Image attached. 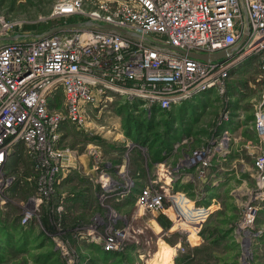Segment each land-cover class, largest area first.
I'll use <instances>...</instances> for the list:
<instances>
[{
  "label": "rangeland",
  "instance_id": "374dc122",
  "mask_svg": "<svg viewBox=\"0 0 264 264\" xmlns=\"http://www.w3.org/2000/svg\"><path fill=\"white\" fill-rule=\"evenodd\" d=\"M59 1L0 0V18L12 23L15 33L41 34L48 29L22 30L49 21L54 23L49 29L61 26L59 20L68 18L50 17ZM199 87L194 98L161 116L141 108L145 113L132 112L130 123L124 104L135 101L115 95L88 112L86 133L68 124L60 147L73 157H87L89 164L85 173L75 164L43 200L48 212L42 205L29 212L36 180L24 179L34 175L20 148L0 205V264H152L155 254L161 258L154 264H264V64L257 54L244 56L213 84ZM130 125L140 131L128 139ZM89 144L99 146V162L88 154ZM160 150L169 151L153 160ZM101 171L123 196L99 198L95 180ZM157 179L176 194L163 201L168 217L139 211L135 204L140 191ZM71 193L76 196L63 197ZM180 208L198 237L193 243L177 230ZM159 215L169 220L167 229L157 222ZM113 229L123 232L119 251L104 249L117 242Z\"/></svg>",
  "mask_w": 264,
  "mask_h": 264
},
{
  "label": "built area",
  "instance_id": "2783aa9c",
  "mask_svg": "<svg viewBox=\"0 0 264 264\" xmlns=\"http://www.w3.org/2000/svg\"><path fill=\"white\" fill-rule=\"evenodd\" d=\"M243 3L248 36L234 55L214 62L187 53L208 55L236 46L246 28L240 0H60L50 17L76 16L75 22L111 25L132 35L64 24L37 38L0 41V205L14 179L10 162L22 148L35 177L24 179L36 180L29 212L38 211L74 163L73 154L60 147L63 126L86 133L88 112L115 95L138 102V108L169 110L194 98L202 83L213 84L244 56L257 54L264 64V0ZM11 27L0 18V38L23 34ZM88 147L99 162V146ZM95 183L102 200L123 196L104 171ZM167 185L157 179L141 190L135 201L139 211L167 216L163 201L176 196ZM29 218L30 213L24 221ZM113 236L117 242L104 249L119 251L123 232L113 229Z\"/></svg>",
  "mask_w": 264,
  "mask_h": 264
},
{
  "label": "water",
  "instance_id": "95a60500",
  "mask_svg": "<svg viewBox=\"0 0 264 264\" xmlns=\"http://www.w3.org/2000/svg\"><path fill=\"white\" fill-rule=\"evenodd\" d=\"M240 3H241V8H242V11L244 14V18L246 21V28H245V31H244L242 38L239 41V43L228 51H221V52H218L215 54H208V55L196 54V53H187V55L189 57L201 60L203 62H214V61H218V60L223 59V58L230 57V56L235 54V52L243 45V43L245 42V40L248 36V21H247V16H246L245 5L243 3V0H240ZM65 27H67V28H76V27H98L99 28L100 27V28H106V29H114L120 33L132 35L131 33L127 32L125 30H122L120 28H116V27L111 26V25H100L98 23L89 22V21L69 23V24H66ZM56 29L57 28L54 27V28L42 33V34H33V33L16 34L13 36L0 38V41H15V40L22 39V38H37L40 35L48 34L50 32L55 31ZM171 49H174L176 51L184 53L183 51L175 49V48H171Z\"/></svg>",
  "mask_w": 264,
  "mask_h": 264
},
{
  "label": "trees",
  "instance_id": "16d2710c",
  "mask_svg": "<svg viewBox=\"0 0 264 264\" xmlns=\"http://www.w3.org/2000/svg\"><path fill=\"white\" fill-rule=\"evenodd\" d=\"M75 19L74 18H68V20L66 19H60L59 20V22L57 23V25H64V24H67V23H71V22H73ZM54 23H53V21H49V22H47L46 24H43V25H41L40 27H37V26H35V25H30V26H25L24 27V30H22V31H35L36 29L39 31V32H42V31H44V30H46V29H49L50 27H52V25H53ZM57 96H59L60 97V99H59V102L61 103V96L60 95H57ZM129 104V105H128ZM128 104H124V106L126 107V111L129 113V115L127 116L128 117V122H132V119H131V116L132 115H134V114H132V112H135V111H139L141 108H138V105H139V103L138 102H131V103H129L128 102ZM138 109V110H137ZM144 110V109H143ZM142 109L140 110L141 112L137 115V116H140L141 115V113H145L144 111H143ZM147 110H151V112L153 113V114H155L156 116H158V115H160L161 116V114L165 111V110H161L160 108H157V107H155V106H152V107H150L149 109H145V111L147 112ZM145 129L147 130V131H149V128H148V126H146L145 127ZM135 131H140V129H139V125H138V127H133V126H128L127 128H126V130H125V136L129 139V138H132V134H133V132H135ZM145 143V142H144ZM142 144V146H144V144L143 143H141ZM163 151H169V150H160V151H158V153H156L155 155H153V160H155V161H157V159H158V156H160V154L163 152ZM73 194V193H72ZM76 195H72V197H75ZM46 205H47V203H43L42 204V206H41V208L42 209H45L46 208ZM47 210H48V208H47ZM45 212H48V211H46V209L44 210ZM156 220H157V222L159 223V225L161 226V227H163L164 229H167L169 226H170V222H169V220L164 216V215H159V217H157L156 218ZM114 256H116V257H120V255L121 254H118V253H114L113 254ZM121 263V262H120ZM119 263V264H120Z\"/></svg>",
  "mask_w": 264,
  "mask_h": 264
},
{
  "label": "bare ground",
  "instance_id": "6f19581e",
  "mask_svg": "<svg viewBox=\"0 0 264 264\" xmlns=\"http://www.w3.org/2000/svg\"><path fill=\"white\" fill-rule=\"evenodd\" d=\"M108 189H109V187L106 184L104 186V190L106 191ZM179 210H181V208ZM181 213L183 214V216H182L183 221L180 220V222L178 223L177 230L189 234L188 235V241H189V243H193L194 241H196L198 239V237H197L196 233L193 231V229H191V227H188L191 222L189 221V219L187 217V212L181 210ZM160 258L161 257L158 254L153 255V258H152L153 261L151 260L152 261L151 263L154 264L156 261H159Z\"/></svg>",
  "mask_w": 264,
  "mask_h": 264
},
{
  "label": "crops",
  "instance_id": "0c3cea01",
  "mask_svg": "<svg viewBox=\"0 0 264 264\" xmlns=\"http://www.w3.org/2000/svg\"><path fill=\"white\" fill-rule=\"evenodd\" d=\"M68 129H69V125L66 124L63 126V136H66L67 132H68ZM66 138V137H65ZM73 162L74 164L72 165L73 168H75V164L77 165V169H82L83 173H85L84 171L87 170L88 168V164H89V159L83 155H79L77 157H73ZM88 175V174H86Z\"/></svg>",
  "mask_w": 264,
  "mask_h": 264
},
{
  "label": "flooded vegetation",
  "instance_id": "af4514ba",
  "mask_svg": "<svg viewBox=\"0 0 264 264\" xmlns=\"http://www.w3.org/2000/svg\"><path fill=\"white\" fill-rule=\"evenodd\" d=\"M73 168V166L71 165V166H69V168H68V171H67V173H65L63 176H61V178H60V180H59V184L57 185H54V189L56 190V188H58V186L61 184V183H63V182H65L66 180H67V177H68V174L70 173V171H71V169ZM66 170H67V168H66ZM98 185V184H97ZM99 186V185H98ZM100 189V188H99ZM64 196L63 197H72V193L71 194H63Z\"/></svg>",
  "mask_w": 264,
  "mask_h": 264
}]
</instances>
